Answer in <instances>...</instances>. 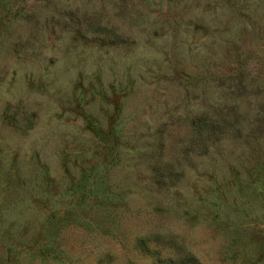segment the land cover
I'll list each match as a JSON object with an SVG mask.
<instances>
[{
    "label": "rangeland",
    "instance_id": "374dc122",
    "mask_svg": "<svg viewBox=\"0 0 264 264\" xmlns=\"http://www.w3.org/2000/svg\"><path fill=\"white\" fill-rule=\"evenodd\" d=\"M187 254L264 264V0H0V264Z\"/></svg>",
    "mask_w": 264,
    "mask_h": 264
},
{
    "label": "trees",
    "instance_id": "16d2710c",
    "mask_svg": "<svg viewBox=\"0 0 264 264\" xmlns=\"http://www.w3.org/2000/svg\"><path fill=\"white\" fill-rule=\"evenodd\" d=\"M171 261H173L172 259L168 260V263H170ZM179 264H198L197 259L192 255V254H187L185 259H180ZM178 262H176V264H178Z\"/></svg>",
    "mask_w": 264,
    "mask_h": 264
}]
</instances>
